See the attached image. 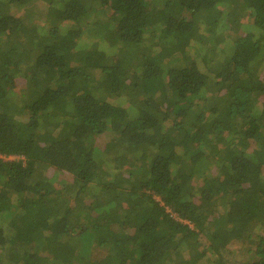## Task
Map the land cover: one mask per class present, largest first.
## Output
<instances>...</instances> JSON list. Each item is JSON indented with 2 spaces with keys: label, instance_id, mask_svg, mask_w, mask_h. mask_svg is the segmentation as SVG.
I'll list each match as a JSON object with an SVG mask.
<instances>
[{
  "label": "trees",
  "instance_id": "obj_1",
  "mask_svg": "<svg viewBox=\"0 0 264 264\" xmlns=\"http://www.w3.org/2000/svg\"><path fill=\"white\" fill-rule=\"evenodd\" d=\"M0 264H264V0H0Z\"/></svg>",
  "mask_w": 264,
  "mask_h": 264
},
{
  "label": "rangeland",
  "instance_id": "obj_2",
  "mask_svg": "<svg viewBox=\"0 0 264 264\" xmlns=\"http://www.w3.org/2000/svg\"><path fill=\"white\" fill-rule=\"evenodd\" d=\"M38 7H39L40 9L44 10V5H43V2H42V1H40V2L38 3ZM32 8H33V10H34V9L36 8L35 5L32 6ZM14 13H15V11H14ZM18 13H19V12L16 11V14H18ZM32 17H33L32 21H34L35 23H38V19H36L37 16L34 14V15H32ZM32 21H31V22H32ZM61 29H64V28L61 27ZM125 105H126V104H125ZM236 255H237V252H236Z\"/></svg>",
  "mask_w": 264,
  "mask_h": 264
},
{
  "label": "built area",
  "instance_id": "obj_3",
  "mask_svg": "<svg viewBox=\"0 0 264 264\" xmlns=\"http://www.w3.org/2000/svg\"><path fill=\"white\" fill-rule=\"evenodd\" d=\"M16 156L15 155H9V156H6L4 157L5 159H14Z\"/></svg>",
  "mask_w": 264,
  "mask_h": 264
}]
</instances>
